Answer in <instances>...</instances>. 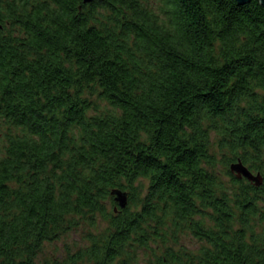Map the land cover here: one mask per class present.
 Instances as JSON below:
<instances>
[{"label": "trees", "instance_id": "obj_1", "mask_svg": "<svg viewBox=\"0 0 264 264\" xmlns=\"http://www.w3.org/2000/svg\"><path fill=\"white\" fill-rule=\"evenodd\" d=\"M0 25V264L77 231L41 264H264L260 0H0Z\"/></svg>", "mask_w": 264, "mask_h": 264}, {"label": "rangeland", "instance_id": "obj_2", "mask_svg": "<svg viewBox=\"0 0 264 264\" xmlns=\"http://www.w3.org/2000/svg\"><path fill=\"white\" fill-rule=\"evenodd\" d=\"M151 2L156 5V0H151ZM217 151L219 152V149H217ZM217 160L220 165V170H224L222 165L223 157L220 155V153H217ZM80 235L82 236L81 231L72 232L70 235L64 236L58 241L46 244L43 252L38 257L37 262L41 264L45 258L61 256L65 257L67 256L68 251H75L76 248H74V246L76 243H82ZM183 241L187 246L193 249L199 246V242L192 237H184Z\"/></svg>", "mask_w": 264, "mask_h": 264}, {"label": "water", "instance_id": "obj_3", "mask_svg": "<svg viewBox=\"0 0 264 264\" xmlns=\"http://www.w3.org/2000/svg\"><path fill=\"white\" fill-rule=\"evenodd\" d=\"M94 0H84L85 3L92 2ZM239 4L249 3L251 0H236ZM261 4L264 6V0H260ZM3 26L0 25V29ZM231 169L233 172L237 174L239 178L245 177L248 180L254 182L256 185H261L263 183V176L260 172L254 173L252 172L246 165L242 163V161H238L237 163L232 164ZM116 195V200L118 201L121 207H125L128 203V195L121 191H114Z\"/></svg>", "mask_w": 264, "mask_h": 264}]
</instances>
